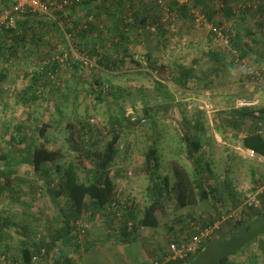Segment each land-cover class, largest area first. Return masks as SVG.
I'll use <instances>...</instances> for the list:
<instances>
[{"label": "rangeland", "instance_id": "obj_1", "mask_svg": "<svg viewBox=\"0 0 264 264\" xmlns=\"http://www.w3.org/2000/svg\"><path fill=\"white\" fill-rule=\"evenodd\" d=\"M203 2L205 6L191 7L192 18L194 19L191 27L188 26L187 30L184 29L186 23L183 22V28H181V22H179L175 27L171 28L170 32L173 35L167 36L168 39L171 37L169 57L174 69L179 66L187 70L192 68V71L198 77L199 73L197 71L204 70L205 73H209L208 70L211 69V65L208 66L204 62L210 50L217 48L221 43V46L227 45L228 39L224 33L231 27L230 25H234L246 34L245 30L250 28L253 20H255L252 17L253 14L242 19L236 12L234 21H229L223 17L221 12L222 0H203ZM258 2L256 0L251 5L255 8ZM5 4V0H0V11L5 9ZM164 4L166 7L164 6L165 14H163V19L168 23V21L174 20L176 11L171 13L168 11L167 7L171 6L169 0H164ZM243 4L244 0L233 1L231 8L236 11V9L242 8ZM213 10L215 14L209 21L206 14ZM214 28L219 29L220 36L214 35ZM248 46L253 54H264V39L260 36H253L249 39ZM142 49L145 50L144 46ZM47 50V46H43L41 48L42 54L46 56L52 55V57L55 54H59L57 51L48 54ZM75 53L81 57L79 52ZM64 54H67V57H72L66 50L57 56H63ZM155 56L162 58L158 51L155 52ZM226 56H228L226 60L228 66L222 74L223 78L219 82L213 83L211 87H205L208 89V95L205 97L198 96L200 98L196 101L193 99L183 101L185 96L181 94H186L187 92L185 93L184 89L171 82L164 83L163 89L157 90L156 83H153L155 74L151 77L145 72L139 73L137 70H140V68L133 64L125 65L122 70L124 73L122 74H112L97 70L95 61L89 62V68H86L85 72L89 75H96L99 81L111 79L115 88V97H111L107 93L108 88L104 84L102 91L107 94L102 102L95 105V108L94 104L96 101L90 98L91 96L88 97V94L74 92L72 90L74 84L69 80L67 82L68 89L64 90L66 92L47 90L42 96L45 97V100L37 101L31 109L21 108L20 104L16 103L15 99L12 98L13 93L20 92L24 85L21 71L14 66L9 70H5L8 79L4 83L5 86H3L5 94L0 99V155L9 152L10 144H14L17 147L27 144L26 140H24L23 145L19 143V140L23 141L24 135L29 142H34V146L40 144L41 139L38 135L37 127L44 122L49 124L46 136L49 140L47 147L51 150L58 149L61 151L60 164L63 167L69 165V163L77 165L75 155L69 152V146L66 141L68 132L72 127L77 129L79 135L89 133L87 134L88 136L83 138L85 141L89 138L94 144L93 147L97 150H103L106 142L110 139L109 124L111 120L115 119L116 115L120 117V127L122 126V128L120 129L121 139L118 144V153L114 163L110 165V174L118 191L119 205H110L103 214L99 215L101 217H88L79 222L77 230H81L83 233L80 232L81 235L80 237L78 236L80 239V243H77L78 250L75 249V242L69 243L63 251L60 250L62 249L59 247L60 243L57 244L58 248H54L56 246L52 247L53 249L43 247L46 244H50L49 241L53 233L63 227L60 209L64 208V198L52 200L46 192L44 179L34 176L26 164L22 163L14 168L17 174L10 177L5 193L0 196V214L11 219V224L8 228L0 231V264H24L20 257L21 249L26 246L40 250L39 255L36 253L32 254V258L36 256L39 260H31V264H167L168 253L166 248L168 243L174 239L182 240L192 235L193 218L198 219L200 222L214 218L217 215L215 208L226 215L231 214L232 217L237 212L244 211L243 202L246 194L257 192L263 185L264 177L262 176L263 179H258L256 184L249 186L243 193L237 190L239 184H249L250 176L248 173L252 168L259 169V163L255 161L256 157L249 158L243 153L242 149L232 146L239 140V136H242L243 130H247L250 127L249 121H247L246 125L242 122L238 128H233L228 121L230 118H235L236 114H233V112L239 111L242 107H254L257 103H259L258 105L261 103L264 105V82L262 80L259 82L243 80L246 73L257 75L251 60H238L239 55L234 50L232 54L229 52ZM80 59L85 61V63L88 62L84 56ZM193 60L197 62L192 63ZM141 61H143V67L147 69L144 60ZM15 63L17 64V61ZM3 66L5 68L6 64L3 65L0 61V70ZM63 74V79L67 80L65 74ZM210 74L211 78H213L214 72L210 71ZM202 81L203 79H200L197 82H193V84L202 85ZM226 81L227 84H224ZM222 83L223 86L227 87H216ZM91 84L93 89L95 84L93 81ZM248 88L252 92H256V94L259 93V102L256 100L251 101L252 96L251 98L247 96L245 101H235L236 96L248 93ZM194 90L206 91V89L199 90L196 88ZM64 94L69 100L66 101L64 99ZM220 97L230 101L229 109H227L229 116L226 120L221 121L220 125L222 128L219 126V128L216 127L213 130L219 132L221 128V131H224L228 137L225 142L229 145L230 151L235 153L233 154L234 156H230L225 166L221 164L219 157L217 159L219 161L214 162L213 166L210 167L211 180L215 181V184L219 187L221 201L215 206L211 202H200L197 207L192 206L183 210H176L174 203L168 202L165 209L156 216L159 226L156 229L139 228L132 238L129 237L132 241L126 243L127 247L124 250L122 242H113L114 237L119 234L111 228L117 221L113 222L112 211L116 210V214L125 215L131 210L132 221L136 223V220L141 217L144 207L148 205L149 194L151 193L150 184L142 175L144 156L147 149L154 144L158 149L162 160V175H170L173 165L178 163L190 175H193L192 167H189L187 161H185L186 159L181 157L182 151L180 152V150L183 137L196 132L199 134L197 140L202 141L200 136L203 133L202 131L205 130L206 124H208V119L205 117V109L199 110V107L206 104L210 106V103L215 106L216 102L220 101ZM189 106L191 107L189 108ZM145 108L150 109L151 117L143 119ZM201 112L202 114H200ZM127 118H131V121L138 120L139 122L134 127H126ZM79 119L84 120L86 124L81 126L78 122ZM89 129H91L90 132H88ZM205 144L210 149L213 148L212 145L206 142L202 146L206 147ZM200 156L202 160L205 158L203 155ZM4 163L5 161L0 160V172L2 173L0 185L5 187L2 183L6 177ZM242 173L246 179L243 175L240 176ZM76 174L80 181L84 182L87 180V175L82 170L77 169ZM59 177V172L56 173L52 170V178L56 182ZM227 182L231 183L239 201L242 202L237 208L233 206L226 186H224ZM133 190L139 198L136 202L132 193H130ZM6 193L8 195H5ZM260 196L261 194L258 197L260 207L257 209L263 210L264 203ZM234 217H237V215ZM227 219L229 218H226L223 222L225 231L230 228L228 223L234 222L232 219ZM118 239L117 241H119ZM38 243L42 244L38 245ZM207 243L209 244L210 241ZM226 248H224L223 243L213 242L205 253L200 256L196 264H212L219 256L224 253L227 254L228 250ZM74 250L76 251L73 252ZM235 250L230 251L231 257H233V254H236L235 256L241 255L240 257H242L244 247H237ZM259 255L263 256L264 251ZM66 257L71 258L70 263L66 262ZM161 259L162 261L160 262L159 260ZM253 262L251 264H254Z\"/></svg>", "mask_w": 264, "mask_h": 264}, {"label": "trees", "instance_id": "obj_2", "mask_svg": "<svg viewBox=\"0 0 264 264\" xmlns=\"http://www.w3.org/2000/svg\"><path fill=\"white\" fill-rule=\"evenodd\" d=\"M43 1L52 8L51 14L40 15L26 12L18 19L14 29L3 28L0 33V61L3 65L6 64V67L3 66L0 70V99L5 94L3 86L8 79L5 70H9L13 66L17 67L21 71L24 85L20 92L13 93L12 98L20 104L21 108L31 109L37 101L45 100V97L42 96L47 90L66 92L64 90L68 89V80L74 84L72 89L74 92L88 94V97L91 96L90 98L96 101L94 108L97 103L105 99L107 93L111 97H115V88L111 79L99 81L96 75H89L85 72L86 68H89V62L93 61L97 64L95 66L97 70L112 74H122L125 65L133 64L140 68L137 70L139 73L145 72L151 77L155 74L153 83H156L157 90H162L164 83L171 82L187 91L193 82L200 79H203L202 85L198 84L192 90L210 87L213 83L219 82L223 78L224 67L228 66V62L226 63L228 56L226 55L229 52L232 54L234 50L239 55L238 60H251L253 69L257 73V75L246 73L243 80L256 82L262 80L264 82V54H253L248 46V40L253 36H260L264 39V0H258V5L255 8L251 4L256 0H244L242 8L240 7L236 11L232 10L231 4L238 0H222L221 12L227 20L234 21L236 12L242 19L253 14L252 17L255 20L250 28L245 30L246 34L234 25H230L231 27L224 33L228 39L227 45L221 46V43L217 48L210 50L204 62L208 66L211 65V69L208 70L209 73H205L204 70L197 71L199 77L192 71V68L187 70L179 66L174 69L169 57L171 37L168 39L167 36L173 35L170 32L171 26L175 27L179 22H181V28H183V22L186 23L184 29L187 30L188 26L191 27L194 22L191 7L205 6L203 0H184L181 4L177 0H169L171 6L167 7L168 11L170 13L176 11V17L168 23L163 19L164 0H162L163 4H160L158 0ZM5 2L6 7L1 11L9 10L11 7L10 0H5ZM214 12L213 10L206 14L209 21L213 18ZM43 46H47L48 54L53 51L62 54L64 50L70 54L72 51L79 52V55L84 56L88 62L68 57L64 64L60 63L55 58L59 54H55L53 57L42 54ZM143 46L145 50L142 49ZM156 51L162 56L161 59L155 56ZM140 59L144 60L147 69L143 67V61ZM195 62L197 61H192V63ZM210 71L214 72L213 78L210 76ZM62 73L65 74L67 80L63 79ZM92 81L95 84L93 89L91 88ZM104 84L108 88L106 94L102 91ZM64 99L69 100L66 95ZM149 111L150 109H144L143 119L151 117ZM239 113L241 114L238 115ZM233 114H236L235 118H230L228 121L233 128L240 127L242 122L246 125L247 121L254 124L253 128L243 130L245 133L242 136V145L246 149H252L258 156L264 157V128L258 133L260 124L264 126V108L254 112L243 108ZM78 122L81 126L86 124L82 119H79ZM138 122V120L131 121V118H127L125 126L134 127ZM47 128H49V124L44 122L37 127L41 139V143L37 146H34V142H29L24 135L23 141L19 140V143L23 145L26 140L27 144L20 147L10 144L9 152L0 155V160L5 161L6 176L2 181L5 187L0 185V196L5 193L10 177L17 174L14 168L19 164H26L34 176L44 179L46 192L52 200L64 198V208L60 209L63 227L56 230L49 241L50 244L43 247L51 249L56 246L54 248H58L57 244L60 243L59 247L62 248L60 250L63 251L69 243L75 242V249L78 250L80 232L83 233L81 230H77L79 222L88 217L103 214L112 204L119 205L118 191L110 174V165L115 161L121 139L120 117L116 115L115 119L110 121V139L106 142L103 150L95 149L89 138L87 141L84 140L83 137L88 136L89 133L79 135L77 129L72 127L66 141L69 152L75 155L77 165L69 163L65 167L60 164L61 151L51 150L47 147L49 143L46 137ZM90 131L91 129L88 130V132ZM199 149V142L185 137V145L181 147V157L193 162V175H190L179 163L173 165L170 175H162V160L158 149L155 144L147 149L142 175L150 184L149 203L144 207L142 215L136 220V223L132 221L131 210L125 215L116 214V210L112 211L113 222L117 221L111 228L119 234L120 239L118 240L132 241L129 237L132 238L139 228L156 229L159 226L156 216L165 209L168 202H173L176 210H183L192 206L197 207L200 202H211L215 206L221 201L219 187L215 181L211 180L210 166L206 162L203 163L198 153ZM77 169L85 172L86 181L82 182L78 179ZM52 170L60 174L57 182L52 178ZM1 175L0 172V178ZM224 186H226L233 206L237 208L242 203L239 201L237 193L231 183L227 182ZM260 197L264 203V191ZM244 206V211L241 210L239 215L237 213L234 215H238L237 217L229 218L234 222L228 223L230 225L228 231L223 229L225 220H222L228 215L221 213L216 208L217 215L214 218L202 222L193 218L192 235L196 234L199 229L212 226L216 222H220L219 229L207 241L202 242L201 248L196 253H189L186 258L168 261L167 264H196L213 242L223 243L224 248L227 247L228 251L227 254L219 256L212 264H227L232 258L230 251L232 252L237 247L247 248L256 239L262 244L263 241L259 237L264 235V209L258 210L254 207ZM10 224V217L0 214V231L6 230ZM192 235L182 240L174 239L172 242L187 243ZM208 241H210L209 244ZM41 244L38 243V245ZM21 250V260L24 264H31L32 254L39 255L40 253V250L29 246ZM44 251L46 252V250ZM235 255L233 254V256ZM65 260L67 263L71 262L69 257H66ZM159 261L161 262L162 259Z\"/></svg>", "mask_w": 264, "mask_h": 264}, {"label": "crops", "instance_id": "obj_3", "mask_svg": "<svg viewBox=\"0 0 264 264\" xmlns=\"http://www.w3.org/2000/svg\"><path fill=\"white\" fill-rule=\"evenodd\" d=\"M224 68H227V66L224 67ZM223 83L220 84V86H216V87H219V88H223L224 87V88H226L227 86H223ZM224 84H227V81ZM196 86H197L196 83H194V84L191 85V88H189V90H187V91L184 90V92L185 93L187 92L188 94L187 93L186 94H181V95L185 96V99H183V101L189 100V99L190 100L193 99V100L196 101L198 98H200L198 96L205 97V96L208 95V93H207L208 89L205 88V87H203L201 89H206V91L205 90H201V92H200V91H197V90H192ZM202 91H204V92H202ZM248 91H249L248 93H245V94H243L241 96L240 95L236 96L235 101H240V100L245 101L247 99V96L250 97V98L252 96V98H251L252 100L251 101L256 100V101L259 102V98H260L259 93L256 94V92H252V90L249 89V88H248ZM213 94H215V93H213ZM221 98L222 97H220V101L219 102H216L215 106L211 105V103H210V106H208L206 104L204 106L200 105V107H199V110L205 109V115H206L205 117H206V119H208V124H206L205 130L202 131L203 133L200 136L202 138V141H200V140L198 141L197 140V137L199 135L198 133H196V132L193 133L192 132L188 136H184L183 137L184 140L182 141V144H181V145H185V137H189L193 141L199 142L200 143V149L198 151L199 156L203 155L205 157L202 160L203 163H205V162L208 163L210 167L213 166L214 162L216 163V161H219V160H217V159H219V157H220L221 164H224V166H225L228 163V160H229L230 156H234L233 154H235V153H233V151L232 152L230 151L229 145L227 144V142H225L228 139L227 135L224 133V131H221L222 126L220 125V123H222L221 122L222 120H226L228 118V116H229V113L227 112V109H229V102H230V101H228V99H221ZM258 104L259 103H257L256 106H254V107H247V106L246 107H242V108H240V110L243 109V108H247L250 111L254 112L256 110H260L261 108H264V107H260V106H264L262 103L260 105H258ZM190 107L191 106H189V108ZM200 114H202V112ZM240 114L241 113H239V115ZM249 124H250V127H249L250 129L254 127L253 123L249 122ZM219 126H221L219 132H217V130H213L216 127L219 128ZM209 128H211V129H209ZM263 128H264V126L262 124H260V130L261 131H262ZM244 133L245 132H242V136H243ZM242 136L241 137L239 136V140L236 142L235 145H232V146L234 148L238 147V149H240V150L242 149V151H244V149H246V148H244L243 145H242ZM203 138H205L204 142H206L209 145H212V147H213L212 149H210L209 146H207L206 144H205L206 147L202 146V145H204ZM180 152H181V150H180ZM181 154H182V152H181ZM200 158L202 159L201 156H200ZM243 159H245V158H243ZM187 160H185V161H187ZM255 161H257L259 163L258 164V168L259 169H253L252 168L251 171H249V173L247 172L249 174V176H250V180H248L249 184L248 183L239 184L238 188H237V190L239 192H242V193L245 192V190L249 186H253L254 184H256L258 179H260V178L263 179V177H264V157H261V156L257 155ZM187 163H188L189 167H192V169L194 168L193 162H190L188 160ZM234 174H236V173H234ZM241 175H243V173L240 174V176ZM243 177L246 179V177L244 175H243ZM130 193H132V196H133L135 202L139 200L138 195H137V193L134 190L130 191ZM99 217H101V216H99ZM117 236L114 237L113 242H115V243L116 242H120V243L122 242L123 243V247L122 248L125 250V247H127L126 243H130V242H128L129 240L127 241L125 239V240L117 241V238H119V235H117ZM259 238L261 239V241H263L262 244L259 243V241L256 239L247 248H244L243 253H242L243 254L242 257H240L241 255L240 256H233L232 258H230V260L228 261L227 264H251L253 261H254L253 262L254 264H264V255L263 256L259 255L261 252L264 251V235L260 236ZM87 253H89V252H87ZM21 256H22V254H21ZM256 257H258V259H256ZM257 260H259V261H257Z\"/></svg>", "mask_w": 264, "mask_h": 264}, {"label": "built area", "instance_id": "obj_4", "mask_svg": "<svg viewBox=\"0 0 264 264\" xmlns=\"http://www.w3.org/2000/svg\"><path fill=\"white\" fill-rule=\"evenodd\" d=\"M11 7L9 10H3L0 12V31L5 29H14L16 27V23L18 19H20L26 12L33 13V14H40V15H49L50 7L46 2L43 0H10ZM160 4L162 0H158ZM180 4L184 2V0H177ZM173 28V26H171ZM214 34L220 36L221 33L219 29H213ZM71 56L76 60H81L75 52H71ZM58 59L60 63H64L67 60V54H64L62 57H55ZM250 106V105H249ZM144 122V120H142ZM258 131V133H260ZM243 153L249 158L257 157V154L252 149H244ZM264 191V181L262 187L258 189L257 192L248 193L244 199L243 204L249 207L259 208L260 201L258 199L259 195L262 194ZM239 215V212H237ZM237 215V216H238ZM232 217L229 214L227 217H223L222 220H226V218ZM220 222L214 223L212 226H207L203 229H199L196 234L192 235L190 240L187 243H180L176 244L173 242L168 243L167 245V252L168 257L167 261H175L178 259H184L188 256L189 253H196L202 245V242L207 241L210 237H212L216 230L219 229ZM130 227V224H129ZM83 232V231H82ZM43 254V252H42ZM41 254V255H42ZM38 257L34 256L32 261H38Z\"/></svg>", "mask_w": 264, "mask_h": 264}]
</instances>
